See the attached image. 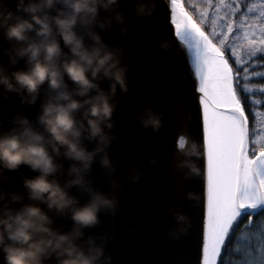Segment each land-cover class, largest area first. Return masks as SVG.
<instances>
[{
  "label": "water",
  "instance_id": "95a60500",
  "mask_svg": "<svg viewBox=\"0 0 264 264\" xmlns=\"http://www.w3.org/2000/svg\"><path fill=\"white\" fill-rule=\"evenodd\" d=\"M136 4L137 0H120L119 11L125 15L123 24L113 20L111 26L102 30L99 22L114 13L101 9L97 23L92 26L102 43L116 53L121 65L127 66L128 91L122 92L117 87L114 96L109 94L115 110L111 119L113 127L105 128V133L112 138L111 144L95 155L90 169L80 173L81 185L69 186L75 178L70 168H82V164L66 158L63 149L59 155L52 152L51 136L40 121L45 104L67 103L58 98L60 91H67L76 100L88 98L76 94L78 86L67 75L64 89H52L45 82L35 103L21 102L31 99L26 92H5L0 86V135L20 133L25 128L40 134L57 165L49 179H55L65 188L76 200V207L89 203L96 192L115 201L114 208L101 209L98 213V224L82 230L83 236L76 242L85 249L89 239L103 245L111 264H198L206 192L202 114L198 109L199 93L195 91L198 81L187 47L175 38L170 26L167 0H155L151 19L137 17ZM5 5L14 9L15 0H5ZM75 31L84 38L86 47L93 46L85 28L78 24ZM30 36L40 39L35 33ZM55 38L64 53L60 61L73 58L62 39L58 35ZM185 38L191 42L187 31ZM167 42L169 47L165 50L161 45ZM21 46L8 41L0 31V68L8 75L30 67L26 57L14 56V49ZM10 57L18 60L15 66ZM97 83L99 89L91 91L89 97L96 96L99 90L109 93V79L101 77ZM85 108L74 116L87 128L83 118ZM149 108L162 117L158 131L145 129L140 123V117ZM25 119L27 124L22 123ZM80 141L88 151L99 146L98 138L89 139L87 131ZM105 154L110 160L108 168L101 165ZM37 175L39 172L27 165L12 171L0 168V204L14 211L25 205H38L52 220L50 226L55 231L72 232L77 226L71 210L61 213L29 198L23 181ZM12 194L18 197L16 201L12 200ZM180 214L186 217L185 221H177ZM0 264H4L2 253ZM46 264L55 262L46 261Z\"/></svg>",
  "mask_w": 264,
  "mask_h": 264
},
{
  "label": "clouds",
  "instance_id": "9594fccd",
  "mask_svg": "<svg viewBox=\"0 0 264 264\" xmlns=\"http://www.w3.org/2000/svg\"><path fill=\"white\" fill-rule=\"evenodd\" d=\"M119 6L120 0H15L12 9L6 7L5 0H0V31L8 41L23 45L14 49V56L26 57L30 65L27 70L13 71L11 75L0 68V86L5 92H26L31 99L21 102L35 103L45 82L52 89H64L67 75L78 86L76 94L88 97L80 101L73 99L67 91H60L58 98L67 103H47L40 116L51 136L52 152L59 155L63 149L66 158L82 164V168H70L75 178L69 186L81 185L80 173L90 169L95 155L111 144L112 138L105 133V128L113 127L111 119L115 110L109 94L114 96L117 87L122 92L128 91L127 66L121 65L116 53L102 43L101 36L92 27L97 23L101 9L114 13L99 22L102 30L111 26L113 20L123 24L125 15L119 11ZM154 14L155 0H137V17L151 19ZM78 24L86 29L93 41L92 47H86L84 38L75 31ZM30 33L40 39L34 40ZM55 35L62 39L73 58L60 61L64 53ZM161 47L167 50L168 42ZM10 62L15 66L18 60L10 57ZM101 77L111 81L109 93L99 90L96 96L89 97L91 91L99 89L97 81ZM81 108H85L83 118L87 121V128L74 116ZM22 123L27 124V120ZM140 123L145 129L158 131L162 117L149 108L140 117ZM84 131L89 139L98 138L99 146L94 151L82 146L80 138ZM21 165L39 172V175L23 181L29 198L61 213L71 210V218L77 227L70 233H59L50 226L52 220L38 205L29 204L14 211L0 204L3 208L0 212V253L4 264H46L52 260L55 264H101L102 261L111 264V257H105L103 245L89 239L85 249L76 241L83 236L84 228L99 223L101 209L114 208L115 201L96 192L89 203L76 207V200L65 188L55 179H49L57 170L54 157L43 143V137L28 128L20 133L0 135V168L12 171ZM101 165L105 168L111 166L107 154L102 157ZM11 198L13 201L18 199L15 194ZM185 220L183 214L177 216L178 222Z\"/></svg>",
  "mask_w": 264,
  "mask_h": 264
},
{
  "label": "snow or ice",
  "instance_id": "6c2138e0",
  "mask_svg": "<svg viewBox=\"0 0 264 264\" xmlns=\"http://www.w3.org/2000/svg\"><path fill=\"white\" fill-rule=\"evenodd\" d=\"M183 3L167 0V10L198 81L206 157L198 264H220L241 223L246 221L250 229L254 217L264 216V99L255 98L264 96V82H255L264 81V28L258 34L247 32L243 19L264 24V2L204 0L206 7L199 14ZM253 12L259 16H249ZM241 39L245 42L238 43Z\"/></svg>",
  "mask_w": 264,
  "mask_h": 264
},
{
  "label": "trees",
  "instance_id": "16d2710c",
  "mask_svg": "<svg viewBox=\"0 0 264 264\" xmlns=\"http://www.w3.org/2000/svg\"><path fill=\"white\" fill-rule=\"evenodd\" d=\"M262 1L249 0V4L257 5V3L260 4ZM183 6L190 11L194 10L197 14L206 7L204 0H184ZM249 16H254V14L250 13ZM243 19L245 26L248 21L252 20L249 17H244ZM238 43H244V41L240 40ZM255 82L261 83L264 81L257 78ZM255 98L264 99V96L257 94ZM247 106L249 109L252 108L251 104ZM245 226L246 221L242 222L240 227L233 233L225 250L222 252L220 264H259L261 260H264V216L254 217L252 228L246 229Z\"/></svg>",
  "mask_w": 264,
  "mask_h": 264
},
{
  "label": "rangeland",
  "instance_id": "374dc122",
  "mask_svg": "<svg viewBox=\"0 0 264 264\" xmlns=\"http://www.w3.org/2000/svg\"><path fill=\"white\" fill-rule=\"evenodd\" d=\"M262 2H264V0ZM257 4H259V3H257ZM253 14L256 17L259 16L258 12H253ZM261 28H264V24H261L258 19H255V20L252 19V20L247 22V24L245 26V31H247V32H256L258 34L259 31L261 30ZM242 36H243V33H242ZM241 41H244V40L241 39Z\"/></svg>",
  "mask_w": 264,
  "mask_h": 264
}]
</instances>
